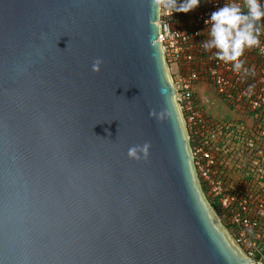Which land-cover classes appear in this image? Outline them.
<instances>
[{"label": "water", "instance_id": "water-1", "mask_svg": "<svg viewBox=\"0 0 264 264\" xmlns=\"http://www.w3.org/2000/svg\"><path fill=\"white\" fill-rule=\"evenodd\" d=\"M160 3L0 0V264H256L201 185Z\"/></svg>", "mask_w": 264, "mask_h": 264}, {"label": "built area", "instance_id": "built-area-1", "mask_svg": "<svg viewBox=\"0 0 264 264\" xmlns=\"http://www.w3.org/2000/svg\"><path fill=\"white\" fill-rule=\"evenodd\" d=\"M224 2L201 0L187 13L169 15L161 0L159 39L201 185L221 204L235 241L254 256L264 240V22L260 45L245 49L242 68L233 70L200 43L208 39L204 20Z\"/></svg>", "mask_w": 264, "mask_h": 264}, {"label": "clouds", "instance_id": "clouds-1", "mask_svg": "<svg viewBox=\"0 0 264 264\" xmlns=\"http://www.w3.org/2000/svg\"><path fill=\"white\" fill-rule=\"evenodd\" d=\"M170 15L173 11L189 12L198 7L201 0H164ZM264 22V0H226L204 20L207 26V40L200 43L205 51L215 49L213 55L224 63H231L233 70H240L241 56L245 49L260 45L261 23ZM102 60L97 57L91 64V70H100ZM141 150L133 146L129 154Z\"/></svg>", "mask_w": 264, "mask_h": 264}, {"label": "rangeland", "instance_id": "rangeland-1", "mask_svg": "<svg viewBox=\"0 0 264 264\" xmlns=\"http://www.w3.org/2000/svg\"><path fill=\"white\" fill-rule=\"evenodd\" d=\"M172 67L174 68V71H173V73H174V72H175V69H176V66L173 64ZM250 123H251V122H250ZM205 193H206V192H205ZM206 195H207V194H206ZM207 197H208L210 203L213 205L214 210H215V212H216V214H217V216H218L220 222H222V223L228 228V230L230 231V230H231V226H230L231 224H230L229 219H228V216H227L226 213L224 212V210H223L221 204H219V202H215V203H214V202L211 200V197H210V196L207 195ZM215 201H216V200H215ZM230 233H231V232H230ZM255 262H256V264H261V263L263 264L262 260H260V262H259L258 259H257Z\"/></svg>", "mask_w": 264, "mask_h": 264}, {"label": "trees", "instance_id": "trees-1", "mask_svg": "<svg viewBox=\"0 0 264 264\" xmlns=\"http://www.w3.org/2000/svg\"><path fill=\"white\" fill-rule=\"evenodd\" d=\"M204 191L206 192V194H207V190L205 189V187H204ZM208 196H210V195H208ZM211 197V196H210ZM211 200L215 203V202H217V201H215L214 200V198H212L211 197ZM231 226V225H230ZM233 229V226H231V230ZM232 231H234V230H232ZM259 246L262 248V255L260 254V253H258V252H255V254L254 255H256V257L258 256V258H260V259H262V258H264V240H262V242H260V244H259Z\"/></svg>", "mask_w": 264, "mask_h": 264}, {"label": "crops", "instance_id": "crops-1", "mask_svg": "<svg viewBox=\"0 0 264 264\" xmlns=\"http://www.w3.org/2000/svg\"><path fill=\"white\" fill-rule=\"evenodd\" d=\"M217 108V107H216ZM219 108V107H218ZM211 114L212 113H214V110H212V112H210ZM225 113V112H224ZM214 114H220V115H222L223 113H219V112H215ZM236 116L237 117H242L243 119H246V122L248 123V124H250V122H251V120H252V118L250 117V116H248V115H246V114H239V113H237L236 114Z\"/></svg>", "mask_w": 264, "mask_h": 264}, {"label": "flooded vegetation", "instance_id": "flooded-vegetation-1", "mask_svg": "<svg viewBox=\"0 0 264 264\" xmlns=\"http://www.w3.org/2000/svg\"><path fill=\"white\" fill-rule=\"evenodd\" d=\"M262 254H263V253H262ZM262 254H261V255H262ZM254 257H255L256 260H257V259L260 260V258H258V256L256 257V255H254ZM261 260L264 261V258H262Z\"/></svg>", "mask_w": 264, "mask_h": 264}]
</instances>
